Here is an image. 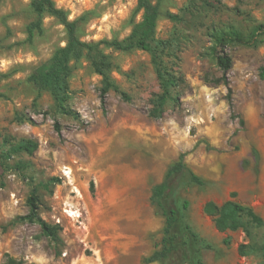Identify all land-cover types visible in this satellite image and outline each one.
Masks as SVG:
<instances>
[{
  "label": "rangeland",
  "instance_id": "1",
  "mask_svg": "<svg viewBox=\"0 0 264 264\" xmlns=\"http://www.w3.org/2000/svg\"><path fill=\"white\" fill-rule=\"evenodd\" d=\"M54 2L78 19L86 42L122 39L141 17L136 0ZM155 2L154 40L164 42L161 62L178 77L176 100L166 99L158 116L160 82L150 52L137 47L104 48L109 77L128 100L110 89L103 110L101 75L83 52L70 62L66 111L58 109L50 91L27 77L65 43L63 25L44 15L30 37V0H0V151L22 138L38 142L32 154L0 161V264L6 255L22 264H160L145 261L161 249L165 221L152 189L180 152L203 183L182 182L175 191L173 206L197 236L176 264H264L260 250L238 252L240 243L264 246V226L247 237L241 228L219 229L205 211L207 202L221 205L235 192L264 223V34L257 31L264 0ZM229 28L253 44H224L232 60L225 85L212 48L222 47L215 35ZM33 188L39 216L57 227L53 238L23 219Z\"/></svg>",
  "mask_w": 264,
  "mask_h": 264
},
{
  "label": "trees",
  "instance_id": "2",
  "mask_svg": "<svg viewBox=\"0 0 264 264\" xmlns=\"http://www.w3.org/2000/svg\"><path fill=\"white\" fill-rule=\"evenodd\" d=\"M30 7L36 15V20L28 26V33L31 37L35 32L42 30V17L49 15L55 18L63 25L66 39L63 45L57 46L50 57L37 65L28 75L36 88L41 90H49L52 94L55 105L58 109L66 111L64 105L65 94L68 90V77L71 73V61H78L85 52V56L90 61L94 71L101 75L100 86V103L104 110L106 101V93L112 89L122 98L128 100L127 94L119 87L117 83L110 79L108 71L112 67L110 56L104 51V48H112L116 50H128L137 47L150 52L152 62L154 64L156 76L160 82L161 92L154 101L152 115L158 116L162 110L161 107L166 99L176 100L171 90L177 86L178 77L174 71H171L163 62H161L160 54L163 52L162 41L154 40L155 28L159 17V8L155 0H136L135 12H140L141 17L134 22L130 33L122 38L102 39L97 42H86L78 36V19L68 18L67 11L55 4L54 0H30ZM258 33L264 34V23L257 26ZM215 41L222 47L217 51L214 50L216 64L221 70V76L218 82L228 84L227 71L230 69L231 57L224 51L223 46L228 41L253 44L250 37L244 36L241 32L234 28L226 29L215 35ZM259 75L264 76V56L259 66ZM3 76L0 73V78ZM67 112H70L67 111ZM243 123V120H240ZM56 131L59 130L58 124H54ZM38 147V142L31 138H22L16 143H11L9 148L0 151V161L3 162L12 154L24 151L32 154ZM184 153L180 152L177 159L169 166L164 179L156 184L152 189V198L161 208L165 217L164 226L162 228V246L161 249L153 251L145 258L146 262L158 261L160 264H176L179 259L186 256L187 247L194 249L197 242V236L190 226L183 221L180 209L173 206V198L178 185L182 182L202 184V179L193 172L183 161ZM56 178H50L48 182L56 181ZM235 192L230 193V198L225 200L221 205L213 202H207L205 211L215 214V223L219 229L235 230L241 228L247 237L251 236L253 226H264L259 215L255 213L251 206L242 204L234 199ZM26 204L29 208L28 212L23 216L28 222H36L41 232L48 237H55L57 227L52 226L42 219L38 214L37 196L35 188L26 198ZM188 202L183 200L181 207L185 210ZM264 253V246L257 247L252 243H240L238 252L241 255L257 252ZM4 264H22L9 255H6Z\"/></svg>",
  "mask_w": 264,
  "mask_h": 264
},
{
  "label": "built area",
  "instance_id": "3",
  "mask_svg": "<svg viewBox=\"0 0 264 264\" xmlns=\"http://www.w3.org/2000/svg\"><path fill=\"white\" fill-rule=\"evenodd\" d=\"M67 170H62V173L66 176V174H67ZM16 200V199H15ZM67 209H64V211L67 213V214H69L67 211H66ZM70 215V214H69Z\"/></svg>",
  "mask_w": 264,
  "mask_h": 264
},
{
  "label": "bare ground",
  "instance_id": "4",
  "mask_svg": "<svg viewBox=\"0 0 264 264\" xmlns=\"http://www.w3.org/2000/svg\"><path fill=\"white\" fill-rule=\"evenodd\" d=\"M68 211V210H67Z\"/></svg>",
  "mask_w": 264,
  "mask_h": 264
}]
</instances>
